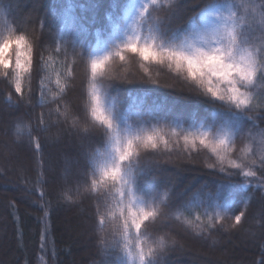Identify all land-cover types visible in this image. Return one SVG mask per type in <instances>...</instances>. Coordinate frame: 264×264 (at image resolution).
Wrapping results in <instances>:
<instances>
[{
  "label": "snow or ice",
  "instance_id": "1",
  "mask_svg": "<svg viewBox=\"0 0 264 264\" xmlns=\"http://www.w3.org/2000/svg\"><path fill=\"white\" fill-rule=\"evenodd\" d=\"M191 8L193 15L180 24L178 0H130L125 16L112 22L106 37L98 32L94 46L85 48L61 30L53 34L55 46L48 57L42 52L37 57L35 41L22 31L6 26L0 35V77L21 101L27 79L30 106L34 66L47 72L63 57V70L55 71L56 91L45 89L42 76L36 102L41 107L55 104L49 115L55 113L57 119L46 123L42 112L37 128L47 131L63 123L81 138L83 171L75 192L77 197H95L100 259L94 264H115L113 254L119 258L121 253L126 257L122 264H161L169 244L176 241L154 236L159 222L175 220L196 234L215 230L231 218L237 183L248 188L257 181L258 187L264 186V0H199ZM82 19L65 13L64 24L86 31ZM133 62L144 73L138 83H158L149 66L166 67L190 90L203 94L210 109L184 127V118L165 99L149 101L147 91L132 95L125 106L127 93L117 82H133L128 80ZM80 66L82 115L64 102ZM249 123L251 128L245 130ZM165 126L185 152L207 150L214 159L206 161V167L220 177L179 204L168 190L161 193L151 183L153 169L145 161L146 155L174 150ZM25 127L39 150L31 124ZM72 191L65 189V199H73L68 194ZM244 215H235L228 228H235Z\"/></svg>",
  "mask_w": 264,
  "mask_h": 264
},
{
  "label": "trees",
  "instance_id": "2",
  "mask_svg": "<svg viewBox=\"0 0 264 264\" xmlns=\"http://www.w3.org/2000/svg\"><path fill=\"white\" fill-rule=\"evenodd\" d=\"M198 2L199 0H182V2L178 0L180 8L183 10L182 19L178 23L183 24L189 16L193 15L191 6ZM129 3L130 0H42L35 16L31 20H23L32 12L30 4L20 5L13 0H0V35L4 34L6 26L24 32L35 41L37 57L41 52L45 57H48L50 49L55 46L53 45V34L58 35L61 30L70 39L82 44L85 48H90L95 45L98 32L101 38L106 37L112 22L125 16ZM65 13L78 20L83 18L81 22L86 31L78 27H67L64 24ZM62 60L61 56L55 64L48 67L47 72L39 71L38 64L34 66L31 77V106L27 99V79L25 80V100L21 101L14 89L9 87L3 77H0V106L6 109L1 112L0 132H8L9 136L17 140L18 145L25 146L35 163L33 168L28 169L24 176L18 180L17 188L0 185V219L3 218V223L8 226L9 234L12 237L4 250L6 254L7 252L13 253L18 257V259L12 257L10 264H94L100 259L99 236L94 228L95 197L88 193L77 197L75 192L79 173L83 171L84 157L81 138L77 132L68 129V126L63 123L50 126L47 131H39L37 128L38 117L42 112L45 114L46 123L54 122L57 119L55 113L49 115L50 109L55 108V104H45L41 107L36 106V102L40 97L42 76L45 89L56 91L55 71L63 70ZM149 68L152 78L158 83L148 81L142 84L138 83L144 77V73L136 62L132 63L128 72V80L133 82H117L120 90L127 93L124 97L125 106L131 103L132 95L147 91L150 93L149 101L152 97H157L165 99L169 106L175 104L172 107L176 110V114L184 118L181 121L184 127L188 126L192 117L200 118L206 115L211 105L204 102L206 98L203 94L197 90H190L166 67L149 66ZM76 73V80L70 85L64 102L68 103L74 112L82 115V111H80L82 109V66L76 68ZM61 82H64L63 78ZM9 93L12 94L11 99H8ZM258 111L257 109L256 113ZM256 113H250V115ZM17 124H20L19 128H17ZM26 124H31L32 136L39 139V150L34 142H30ZM251 126L250 123L247 124L245 130ZM260 126L264 127V122H260ZM164 130L170 142H173L174 150L146 155L145 161L153 169L151 183L161 193L165 189L168 190L172 200L179 204L191 196L201 185H211L220 177H217L214 171L206 167L205 162L211 163L214 159L209 156L207 150L189 154L183 150L182 142L179 146L174 144L175 137H172L167 126ZM57 131L63 133L61 140L58 139L57 143H48V138L52 139L51 136ZM70 138L72 142L69 146L65 141ZM60 143L64 146H61ZM62 154H66L72 159L76 158L77 162L72 165L71 173L67 176L66 181L56 184L50 180L52 176L47 170V161L51 156L59 161ZM177 169H179V176L172 177ZM194 171L201 172L196 181H193ZM7 175V171L1 168L0 180ZM67 188L73 189L68 193L73 199L71 201L65 199L63 205L72 210H81L92 229L91 245L87 252L80 245L73 246V242L66 239L63 229L65 214L56 213L53 197L58 192L64 194ZM15 190L25 194L26 201L22 202L15 198L13 196ZM231 199L234 201L229 213L231 218L225 219L223 227L217 224L215 230L209 229L201 234H196L192 227L175 220L165 218L159 222L154 230V236L165 235L166 239L176 241L175 244H169L167 251L161 257V264H221L218 259L220 257L219 250L228 247L229 239L236 240L242 230L250 228L257 229L258 233L251 250L244 251L243 259H246L249 264H260L261 259L264 258V254H262L264 253V186L258 187L257 181H252L251 187L248 188L237 183L235 195ZM24 211H27V214ZM240 212L245 213L241 222L235 228H228V225L234 222L235 215H239ZM183 216L192 219L187 213H183ZM254 219V224H252ZM204 221V227L207 228V218H204ZM199 244L208 248L201 247ZM209 247L214 250H208ZM228 248L230 249V247ZM198 252L201 255L195 256L194 253ZM112 259L115 264H122L126 257L123 253L119 258L113 254Z\"/></svg>",
  "mask_w": 264,
  "mask_h": 264
},
{
  "label": "rangeland",
  "instance_id": "3",
  "mask_svg": "<svg viewBox=\"0 0 264 264\" xmlns=\"http://www.w3.org/2000/svg\"><path fill=\"white\" fill-rule=\"evenodd\" d=\"M14 2L25 5L30 4L32 6V12L25 16L23 20L32 19L37 12L42 0H13ZM184 92V90H183ZM187 101V100H186ZM189 102V101H187ZM190 103V102H189ZM175 106V104L171 105ZM6 110L4 107L0 106V123L2 121L1 112ZM63 133L62 131H57L54 135L51 136L52 139L47 140L48 143H57L58 139L61 140ZM54 138V139H53ZM17 140L14 137L8 135V132L1 131L0 132V170L4 168L7 171V176H5L2 180H0V185L6 186H14L17 188L18 180H20L24 174L28 171V169L33 168L35 165L34 160L25 146H20L17 143ZM65 142L70 146L72 139H68ZM61 146L64 144L60 143ZM53 157V158H52ZM57 161L54 156L48 158L47 161V170L51 174L50 180L54 181L56 184L59 182H64L67 179V176L71 173L72 165L76 164V158H69L66 154H62ZM60 164H57L59 163ZM179 169L174 171L172 177L179 176ZM200 171H194L193 173V181H196L200 176ZM13 195V194H12ZM15 198L20 199L22 202L26 201L27 197L25 194H21L18 190L14 191ZM53 202L56 206V213L61 212L65 214L64 216V233H66V239H69L73 242V246L80 245L85 252L88 251L89 246L91 245V226L88 221L82 215L81 210H72L66 205H63L65 202L64 194L58 192L53 197ZM65 204V203H64ZM27 211H24V213ZM254 220H252V224H254ZM0 264H10L12 257L14 259H18L15 254H10L5 252L4 248L7 247L8 241L12 239L9 234L8 226L3 223V218L0 219ZM258 233L257 229H245L242 230L241 234L238 235L236 240L229 239L228 247L221 248L219 250L218 257L219 262L221 264H249L248 261L244 258V251L247 250L249 252L251 250L252 244L255 241V236ZM201 247L202 246L199 244ZM20 249H22L21 245H19ZM212 247H209L210 250ZM233 248V249H232ZM23 250V249H22ZM214 250V249H211ZM233 250H236L235 252ZM24 252V250H23ZM25 253V252H24ZM196 255H201L199 252L194 253Z\"/></svg>",
  "mask_w": 264,
  "mask_h": 264
}]
</instances>
